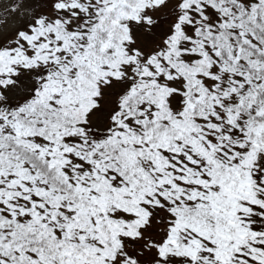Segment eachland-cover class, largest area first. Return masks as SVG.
Here are the masks:
<instances>
[{
    "label": "snow or ice",
    "instance_id": "snow-or-ice-1",
    "mask_svg": "<svg viewBox=\"0 0 264 264\" xmlns=\"http://www.w3.org/2000/svg\"><path fill=\"white\" fill-rule=\"evenodd\" d=\"M0 264H264V0H0Z\"/></svg>",
    "mask_w": 264,
    "mask_h": 264
}]
</instances>
